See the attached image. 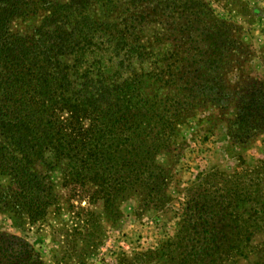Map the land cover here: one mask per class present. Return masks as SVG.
I'll list each match as a JSON object with an SVG mask.
<instances>
[{"label": "rangeland", "instance_id": "1", "mask_svg": "<svg viewBox=\"0 0 264 264\" xmlns=\"http://www.w3.org/2000/svg\"><path fill=\"white\" fill-rule=\"evenodd\" d=\"M155 1L143 22L160 44L135 65L167 108L163 150L144 158L138 190L124 181L108 207L54 171L59 204L43 222L16 227L0 214V233L42 264H252L264 249L263 231L242 252L241 228L221 221L236 206L247 220L248 186L264 199V0Z\"/></svg>", "mask_w": 264, "mask_h": 264}, {"label": "trees", "instance_id": "2", "mask_svg": "<svg viewBox=\"0 0 264 264\" xmlns=\"http://www.w3.org/2000/svg\"><path fill=\"white\" fill-rule=\"evenodd\" d=\"M150 1L0 0V214L14 226L41 223L59 204L52 172L72 191L91 185L90 200L108 207L124 181L138 190L144 158L163 150L167 108L152 95L156 77L135 65L160 44L158 32L156 43L145 37L159 8ZM248 187L247 220L237 206L221 216L241 228L242 252L264 233V199ZM0 264L42 262L1 232ZM252 264H264V249Z\"/></svg>", "mask_w": 264, "mask_h": 264}]
</instances>
